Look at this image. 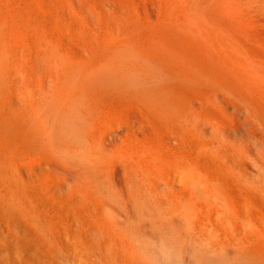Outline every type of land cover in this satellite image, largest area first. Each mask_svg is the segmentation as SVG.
<instances>
[{"label": "bare ground", "instance_id": "6f19581e", "mask_svg": "<svg viewBox=\"0 0 264 264\" xmlns=\"http://www.w3.org/2000/svg\"><path fill=\"white\" fill-rule=\"evenodd\" d=\"M21 1L0 0V113L5 97H8V81H11L8 80L9 42L13 41L14 45L21 46L16 48L17 46L12 44L15 52H20L27 46L28 52L24 50L25 55L29 54L30 62L47 58V47L56 42L34 12L35 5L33 4V10V5H29L31 2ZM184 1V6L187 2L191 4V0ZM203 1L206 4L201 2L200 6L207 5L206 0ZM175 2L181 3L180 0ZM172 3L176 5L173 1ZM199 3L194 4L195 6L192 4L194 10ZM110 6L109 14H114L113 11L117 8L112 9ZM187 6L188 4L185 7ZM82 7L84 10L85 6ZM200 8L194 11L189 7L192 13H196ZM74 9L76 11L77 8ZM178 9L174 13L178 11L176 15L180 16L178 13L181 11ZM186 9L189 10H184ZM191 11L189 14L188 11L185 12L188 14L185 20L181 17L174 20L173 16L171 20L168 18L169 14H162L160 20H156L157 23H154L150 16L148 18L151 20L144 19L146 16L142 18V13H139V17L135 12V15L138 14L137 18V15L135 17L132 14L133 10L129 9L130 14L123 11L125 16L121 15V21L118 17V24L117 19H113L116 21L114 28V24H111L113 30L118 28L119 32H112V36L113 33L115 36L110 37V31V39L106 38L105 43L103 38L104 43L97 45L101 47L100 52L91 54V62H94L95 66L109 69L121 77L134 71L135 76L126 75L135 80V92L130 89L120 91L125 94L123 97L133 96L136 100V110L126 111L125 115L132 122L124 130L114 131V138L110 142L111 146H117V149L126 148L125 152L128 149L129 154L125 153V160L123 159L124 178L128 186L136 189V212L129 211L128 206L125 212L127 222L128 213H133L134 216L136 213L139 220L137 223L129 222V225H126V221L123 222L126 227L122 224L121 232H126V240L122 236L125 241L115 238V233L120 234V226L115 228V236L111 232L114 227H109V235H106L99 219L96 226L84 231V222L77 214L75 217L64 216L66 205H40L38 190L28 187L30 174H27L20 164L12 170L4 169L5 164L10 160L13 162L26 156L28 158L30 154L38 163L33 164L41 167V171L46 166L44 170L52 173L63 172L66 179L74 180L81 172L80 166L73 161L74 166L70 170L68 165L71 163L63 160L66 159L64 152L72 156V143L69 140L62 141L58 146L53 145L55 149L49 148L50 151L47 148L49 145L36 149L34 144L32 145L34 141L37 143L34 136L26 134L21 126L10 127L9 124L8 127L0 121V210L8 214L10 229L18 233L25 230L29 234L37 233L40 211H43V215L44 210L48 213L47 209L50 208L49 210L54 212L53 215L55 214L51 222L57 227V232L61 234L63 231V234L76 240L73 258L78 264H160L164 261L163 258H160L162 261H154L153 257L149 256L152 250L149 251L150 245L146 242V235L148 238L150 233L153 237L158 236L161 249L177 253L178 259H187V255L193 251L196 255L215 256L224 264H264V58L257 57L252 49L243 52L238 45L227 40L223 33L220 34L215 27L211 28L207 21L191 20ZM172 14L170 13V16ZM184 14L182 15L185 16ZM116 15L119 16L118 13ZM110 16L113 18L114 15ZM136 18L142 19L135 20ZM194 18L196 17L193 16ZM110 20L114 23L111 17ZM107 22L103 25L106 24L107 28L104 27L108 32L111 27L107 26ZM140 32L141 34L136 36ZM117 33H121L122 35H119L122 38ZM97 42L99 44L100 41ZM120 47L134 51L137 60H120ZM72 62L73 65L69 69L74 70H61L63 73L59 70V76L62 78L63 75L64 79L74 82L77 90L70 91L65 87L54 94V102L60 103L63 111L67 108L72 110V106L76 107V110L78 103L79 107L81 105L80 100L87 102L101 93L105 95L107 91L97 89L98 92L91 93L88 86H85L87 83L84 75L78 71L79 65ZM24 76L26 77L25 74ZM24 79L26 78L23 77ZM112 94L108 92L106 95L112 97ZM46 97L47 94L43 98ZM46 107L47 102L43 104L42 98L37 101L29 99L26 106L28 113L36 115L38 111L35 120L40 122L43 137L69 136L70 133L66 129L60 127L57 130L51 112H45ZM55 108L53 105L54 112ZM116 111L117 107L113 105L111 113ZM142 118L151 123L156 134L164 136L162 148L150 141L142 125L136 128ZM135 120L137 123H134ZM81 146L78 142L74 147L79 149ZM45 147L49 152L44 151ZM74 147L72 146V149ZM82 150L84 151L83 147ZM68 172L72 173L67 174ZM152 175L156 176L154 182L151 181ZM4 177H8V180L10 178L7 186L1 184ZM53 186L44 187L42 191L54 199L62 198L65 194L64 184ZM148 231L151 232L147 234ZM129 233L133 239L129 237ZM141 237H145V241L140 240ZM153 241L151 245L154 244ZM121 246L123 251L119 250ZM106 250H109L108 254Z\"/></svg>", "mask_w": 264, "mask_h": 264}, {"label": "rangeland", "instance_id": "374dc122", "mask_svg": "<svg viewBox=\"0 0 264 264\" xmlns=\"http://www.w3.org/2000/svg\"><path fill=\"white\" fill-rule=\"evenodd\" d=\"M131 1L132 0L130 1L99 0V2L97 0L24 1L26 3L31 2V4L29 5H33V4L35 5V10H34V5L32 6L34 12L38 14L39 19H41L43 24L46 25L48 32L51 34V36L56 42L55 44L49 45L47 47L46 52L48 55L45 56L47 58L44 59L42 58L38 62L35 61L30 62V59L28 57L29 54L25 55L24 49H26V53H27L28 52L27 46L21 49L20 52H15L16 49L15 48L12 49L14 45L13 41L9 42L8 55L10 57L8 56L9 57L8 59H10V61L8 60L9 69L8 68L7 69L9 71V74H11V76L8 74V80L11 81H8L7 84L6 96L8 97H5V101L7 102L4 101V104L2 105V109H1L2 111L0 113L1 123L4 122V125L6 124L7 126L10 124L11 125V126L9 125L10 127L21 126L22 127L21 129H23V131L26 134L29 135L30 133V137L34 136V139L36 140L37 143L35 144L34 141L32 145L34 144L33 147L35 148L36 147L40 148V147H44L45 145H49L47 146V148L50 151L51 148L55 149V146L53 145L58 146L60 142L62 141L65 142L66 140H69V142L72 143L71 145L73 147L74 146L76 147L78 142L82 144V146L79 149L74 147L76 150L74 148L72 149L71 146L72 156L69 155L67 152L63 153V155L66 157V159L63 160H68L72 165V166L68 165L69 167H71L70 170H72L74 163L80 166L81 172L78 175V178L74 180L66 179L63 172L52 173L51 171L44 170L46 169V166L41 171V167L39 166L37 167L38 163L34 161L35 160L34 156L31 157L30 154L28 155V158L26 156L23 157L24 159L23 158L20 160L16 159L15 161L18 162L15 161L10 162L11 161L10 160L5 164L6 166L4 167V169L8 168L12 170L15 166H19V164L23 166L24 171L27 174L28 173L30 174L29 175L30 183L28 184V187L38 190L39 192L40 205L43 204L42 206H44V203L49 204V206L51 205L61 206V204L66 205L65 208L66 211H64V216L69 215L71 217H75V214H77L78 215L77 217H79L84 222L83 224L84 231H86V229L91 230L93 226H96V222H98L99 219H101L100 224L101 225L103 224L104 232L106 235H109L110 232L109 227L111 228L114 227L111 231L114 235L115 228L120 226L119 227L120 229L118 228L120 234L118 232L115 233L116 236L115 235L114 236L115 238L117 237L118 239L124 237L125 240H126V235H125L126 232H121V228L124 225L123 222L127 220V212H125V209L126 206H128L129 211L131 210V212L133 213L136 212L134 211L135 210L134 193L136 192V189L132 188L131 186H128L124 178L123 168L125 167L123 166V164H125L124 158L126 157L125 153H128L127 152L128 149L126 152H125L126 148L117 149V146H111L110 142L114 138L113 136L114 131L119 129L124 130L126 126L132 122V120L126 117L125 115H126V111L129 112L131 110H136L135 108L137 106L135 102L136 100L133 98V96H129L131 98L129 97L125 98V96L123 97V95L125 94L120 93V91L122 90L127 91L130 89L131 92H135L133 86L135 80L126 76V75L134 76V71H131L130 74H128L127 72L125 76L121 77V75L117 74L118 75L117 76L116 73L112 72L111 70L106 69L107 70L106 71L104 68L97 67L95 66L94 62H91V54L93 52L94 53L100 52L101 50V47L99 48L100 44L104 42L106 43L107 40L110 39V37L115 36L114 33L116 34V30L119 32V29L117 28V24L119 22L118 17L119 20L122 18L121 15H124L123 11L126 12L125 14H130L131 12L130 13L128 12L130 9L133 10L132 14L135 17L137 15L138 18V14L142 13L141 16L144 15L142 18L146 16V18L144 19H149V20L152 19V21L154 20L153 21L154 23H157L158 20H160V18L162 17L165 8L168 7L169 12L168 9L166 8L167 11H165V14H163L164 16L166 14H169L168 18H170L171 20H172V16L174 20L176 18H177L176 20H178L180 17L184 18L185 20L191 9L193 8L192 10H194V6L196 5V3H199L200 1V3L197 4V6L199 7L196 6L195 10L202 6L204 8L202 9L200 8L201 10L200 9L197 10L196 13L194 12L195 10L193 11V13L191 11L190 14H193L190 18L191 20L207 21L211 26V28L215 27L214 29L215 30L217 29L220 34L223 33L226 36L227 40L238 45L243 50V52H246L248 50L251 51L252 49L254 54L256 56L258 55L257 57L264 58V54H263L264 53V0H210V1L206 0L208 6L207 5L205 6L206 3L203 0L202 1L197 0L198 2H195L196 1L195 0L194 1L195 3L193 2V0L191 1L188 0L190 1L191 4L189 5V3L187 2L186 3V5L188 4L187 7H185L186 5L185 6L183 5V3L185 2L184 0H180L181 1V3L179 2L180 6L178 2L177 3L175 2L176 0H172V1L174 2V4L175 3L176 5L178 4L177 6L172 5L173 3L170 0L169 1L164 0L165 2L163 0H133L132 2ZM21 2H23V0ZM201 2L202 3L204 2L205 4L200 6ZM108 4L112 6V9H114V7L117 8V10L115 9L113 11L114 14H109ZM169 4H171L170 7L168 6ZM192 4L195 5L193 6ZM82 5L85 6L84 10H83L84 7H82ZM181 5L182 8L184 6L183 10H181L182 9ZM191 5L193 7H191ZM174 6L175 8L178 7L179 9L178 8L175 9ZM94 7H96V9ZM189 7L191 9H189ZM74 8H77L76 11ZM93 8L96 10V12L95 10L93 11ZM144 8H146L147 10ZM185 8H188L190 11L187 9L184 10ZM122 9L123 11H121ZM125 9H127V11ZM177 9L181 11L178 13L180 16L176 15L178 11L174 13V11H176ZM77 10H79V12H77ZM187 11L188 14L185 13ZM106 12L108 13L109 16L110 15L116 16V18H114V16L113 18L112 16L110 17L112 20L117 19V22L113 20L114 23H111L112 21L111 20L109 21L110 17L107 16ZM120 12L123 14H121ZM135 12L138 14L135 15L134 14ZM172 12L173 14L176 15V17H174L175 15H173ZM182 12H184L185 14ZM117 13L119 16L116 15ZM170 13L172 14L171 16ZM140 14L139 17H141ZM182 14H184L185 16H183ZM101 15L102 17H100ZM103 16L105 17L103 18ZM148 16H150L151 19L148 18ZM193 16L196 18L193 19ZM137 18L135 20L142 19V18L139 19ZM107 21H109V23ZM104 22L105 23L107 22L108 23L107 26L109 27L112 26L111 24H114L112 26L113 28L115 27V22H116L117 29L113 30V28L111 27L112 29L110 28L107 32L106 29L107 27L105 26L106 24L103 25ZM214 23L216 25H214ZM100 24L103 26H100ZM102 27H104L106 30ZM225 29L227 31H225ZM109 32L111 36L109 35ZM112 32H114L113 36H112ZM105 33H107L108 35ZM97 34L101 36L102 39L105 38V41L104 39L102 40ZM119 34L122 35L121 33H117V35ZM140 34L141 32L139 34H136V36ZM103 35H105L106 37H103ZM10 37H11V33H10ZM97 40L100 41L99 44H97L98 43ZM60 41H62V43ZM18 46L21 48L20 45H16V44L14 45V47L16 48H18ZM12 50L15 55L11 53ZM118 53H120V60H126V59L133 61L137 60V55L135 54V52L127 48L120 47L118 49ZM13 61L15 63H13ZM72 61L76 62L79 65L78 71L84 75V80L86 81L85 83H87L85 84V86H88V88L91 90V93H96L94 91L98 92L97 89H101V90L104 89L103 91H105V89L107 90L105 91L106 92L105 95L101 93L100 90V93L102 95L101 94L96 95L94 98L87 100V102L89 101L88 103L84 100H80V104L82 106L80 105L79 107V103L78 105L76 103L75 104L77 105L76 110H74L76 107L72 106L71 108L72 110H74L73 113L70 108H67L66 110H64L65 111L64 112L63 108H61L62 105L60 103L57 104L54 102L55 101L54 94L59 89L66 87L70 91H73L74 89L75 91L77 90L76 87L77 85L74 82H69L66 78L64 79L63 75L62 78L61 76H59L61 75L60 73L62 71L63 72L67 71L73 65ZM10 62L13 64H11ZM19 66H21L23 69L20 68ZM59 70L62 71L60 72ZM70 70L71 69H69V71ZM24 74L26 75V77L24 76ZM23 77L26 78L24 79L25 81L23 80ZM13 82H15V84H13ZM71 83L72 84L74 83L73 86ZM116 91H118L120 94ZM108 92L110 93L112 92L113 96L112 97L107 96L106 94ZM46 94L47 97L50 98L51 102L47 97L45 99L43 98L44 95L46 96ZM40 95H43V97ZM37 96L38 98H36ZM39 98L40 99L42 98L43 104L47 102V107L45 112L46 111L47 112L49 111L48 113L51 112L50 115L52 117L53 124H55L57 127V130H59L60 127H62L70 133L68 134L69 136L64 135L62 138L57 135H55L54 137L51 136V138L46 136L43 137V129L41 128L40 122H37L35 120L38 111L36 115H33L32 113H28L26 108L29 99H32L33 101L34 100L37 101V99ZM48 101L49 104H53V103L56 104V106L55 104H53L54 107H56L55 108L56 113L54 112V109L52 110L53 105H49ZM85 104H87L88 106L87 105L84 106ZM113 105H116L117 111L111 113V108L113 107ZM86 107L88 109L91 108V110L93 111L91 110L87 111ZM42 112L44 113V108ZM16 116L18 118H15ZM5 117H7L8 119ZM134 123H137L136 120ZM140 125H142L143 131L148 134L150 141L153 144L157 145L158 147L162 148L164 136L161 134L159 135L156 134L152 128L151 123L146 119L142 118L141 123L137 124L136 128H138ZM27 128L28 130H26ZM82 147L84 148V151L82 150ZM47 148L45 147L44 149L45 152H49L48 150L46 151ZM50 154H54V152H50ZM34 162H36L37 165L33 164ZM32 172H34V174ZM69 173L72 172H68L67 174ZM155 179L156 176L152 175L151 181L154 182ZM2 182L1 184L7 186V184L9 185L10 183V178L8 180V177H4ZM60 183L64 184L65 186V194L62 196V198L54 199L53 196L46 195L42 191L44 187H48L52 185H54L53 187L55 186L57 187L58 185H61ZM49 209H47L48 213L46 209L45 210L42 209L45 211L43 215H42L43 211H40L41 213L39 214L40 220H38V231L37 233H32V234H29L26 230L22 233H18L14 229L13 230L10 229L8 214L0 210V264H78V262L73 258L74 250H76L74 246L76 240L74 238L68 237L66 234H63V231H61V234L57 232V227L53 222H51L52 221L51 219L55 218V214L53 215L54 212L52 213V211ZM124 212L126 213V215ZM133 213L132 215L128 213L129 218H128V222L126 221L127 224L125 223L126 225H129V222H133V223L138 222L139 216H137L136 213L134 216ZM130 217L131 218L134 217V219L132 218V220H130L131 219ZM115 221L117 222L114 223ZM126 225L124 226L126 227ZM149 232L151 231H148L147 234H149ZM121 233L123 234L121 235ZM129 235H130L129 237L131 238L132 237L131 233H129ZM147 236L148 235H146V242L150 245L149 251L152 250L153 253L155 252L154 254H152L151 251L149 253V256L153 257L154 261L156 260L162 261L161 259L163 258L164 261L160 262V264L161 263L164 264L165 261L166 264H224L223 262H220L218 259H216L215 256L200 255V254L196 255L193 253V251L192 252L190 251V254L187 255L188 260L183 259L184 260L183 261L181 258L178 259L177 253L174 252L170 253L169 251L161 249L160 246L161 243H158L160 241L158 236L153 237L154 235H151L150 233L148 237L149 240ZM151 236L153 239L150 238ZM124 238H122V241H125ZM144 239L143 237H141L140 240H144ZM151 241L154 242V244L152 243L153 246L151 245ZM119 250L123 251V246H121ZM106 251L108 254L109 250ZM154 258H158V259H154Z\"/></svg>", "mask_w": 264, "mask_h": 264}]
</instances>
